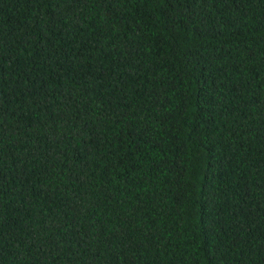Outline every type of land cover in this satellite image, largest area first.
Instances as JSON below:
<instances>
[{
    "label": "trees",
    "instance_id": "1",
    "mask_svg": "<svg viewBox=\"0 0 264 264\" xmlns=\"http://www.w3.org/2000/svg\"><path fill=\"white\" fill-rule=\"evenodd\" d=\"M0 264H264V0H0Z\"/></svg>",
    "mask_w": 264,
    "mask_h": 264
}]
</instances>
